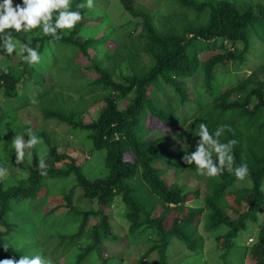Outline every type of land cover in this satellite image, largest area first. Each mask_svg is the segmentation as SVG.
<instances>
[{"label":"trees","instance_id":"trees-1","mask_svg":"<svg viewBox=\"0 0 264 264\" xmlns=\"http://www.w3.org/2000/svg\"><path fill=\"white\" fill-rule=\"evenodd\" d=\"M166 1L190 9L194 19H186L180 29L177 24L172 23L161 30L155 25L149 11L136 7L134 0H120L125 10L134 17L129 24L134 30L140 27L137 38L147 45L144 48L149 55L150 68L143 73H138L131 66L134 57L130 58V53L119 58L108 56L106 61L110 60L109 66L89 55L87 45L101 46L103 40L88 37L82 41L80 33L88 27L84 19L98 12H103L104 20L111 16L108 8L99 9L100 5L95 1L93 2L97 5L89 8L86 0H71V10L80 11L82 19L72 30H63L67 34L62 35L59 40L40 30L32 34L12 32L14 39L37 49L41 60L30 66L18 52V63L0 66V136L13 128L19 108L30 103L29 90L35 91L34 97L38 101L47 98L48 106L43 108L46 117L57 118L74 129L80 127L88 132L93 145L92 152H105L104 163L108 173L100 177L89 176L75 158L58 151L51 136L43 130L37 136L48 144V151L43 157L46 169L38 168L40 156L34 147L31 149V159L19 164L12 152V167L23 171L27 177L14 178L10 182L5 179L0 181V225L5 227L0 230V245L8 248L5 250L0 247V260H18L24 255L26 249L13 246L7 240L19 229L28 233L31 238L47 235L50 240H56L50 252L53 260L60 249L63 255L71 250L70 264H85L94 256L102 264H110L113 258L104 257L101 246L106 241L120 239L112 231L107 210L117 196H122L126 206L124 215L129 223L126 235L147 236V244L134 264H176V260L172 258L175 250L172 248L177 242L184 245V251L175 252L178 255L202 252L203 248L198 245L187 226L195 222L204 207H190L184 215H176L169 227L165 225V216L171 212L169 210L182 212L190 192L184 185L167 183L161 168L155 165L158 160L170 159L175 155L163 144L167 136L142 138L143 120L151 115L159 121L181 127L186 152L178 157L180 169L188 165L197 170L196 165L187 164L184 157L193 150L190 136H194L197 141L200 139L196 136L199 122L207 123L209 132L213 134L218 127L227 126L218 139L222 143L230 140L236 142L232 146L233 167L246 163L248 174L243 180H239L234 172L225 168L215 176L218 181L204 195V202L211 210L208 229L217 240L223 264H238L236 260L239 256V261L244 264L243 249H249L251 264H264L263 225H259L257 238L254 240L253 237L249 246L238 242L243 231L249 232L255 224H259V216L264 209V79L253 78L258 71L255 69L244 77L237 76L236 81H231L229 86L222 89L216 74V68L220 64L229 61L236 65L245 64L248 53L255 46H260L257 52L263 54L264 50L254 34L257 33V38L264 40V5L255 8L251 4L242 6L231 0ZM80 4L85 6L77 8ZM256 24L263 28L256 30ZM227 41L234 47L226 45ZM216 49L218 51L207 59H200V52ZM78 51L91 59L90 64L82 67L79 63H74V56ZM125 57L128 59H124ZM118 59L120 63L116 62ZM124 66L130 72L124 73ZM69 69L72 70L71 73L79 75L89 69L97 73L87 85L93 86L90 87V92H95L104 101V106L98 117L89 123L75 120L76 112L64 113L53 104L54 96L58 102L63 99L52 91L58 82L47 84L48 75L54 79ZM83 69L86 71H82ZM198 72L203 75L205 86H194L196 97L192 99L191 93L181 86V81ZM117 74L120 75V80L116 78ZM166 85L174 88L179 102L195 101L198 104L196 112L189 117L177 119L175 113L158 107L151 92H164ZM204 91L209 92V95ZM121 101H126L124 106H121ZM61 161L69 163L59 166ZM41 171H46L47 174L41 175ZM70 177H73L74 185L83 188L86 197L97 200L99 207L79 212L82 214L81 220L73 231L56 234L48 224L49 218L55 217L51 215L55 214L54 210L44 211L43 204L39 203L40 195L52 183V179ZM243 182L248 185H240ZM52 191L49 189V192ZM231 196H234L233 200ZM153 197L165 209L159 215H155L156 204ZM66 199L70 203L69 193ZM228 207L236 216L233 217L226 211ZM72 210L73 208L70 211ZM92 215L99 216L98 223H87ZM43 243L40 239L36 244ZM46 252L49 253L48 250ZM153 252L157 253L156 259L149 258Z\"/></svg>","mask_w":264,"mask_h":264},{"label":"rangeland","instance_id":"rangeland-1","mask_svg":"<svg viewBox=\"0 0 264 264\" xmlns=\"http://www.w3.org/2000/svg\"><path fill=\"white\" fill-rule=\"evenodd\" d=\"M93 1L100 5L99 9L108 8L111 16L104 20L103 12H98L89 15L84 19L86 20L85 25L88 27L80 33L82 41H85L88 37L103 40L101 46H98L99 44L87 45L89 55L94 56V59L97 58L98 61H104L105 66H109L110 60L106 61L108 56L114 55L116 58H119L130 53L129 57L132 59L134 57L131 66H133L138 73H143L149 70V55L145 50L147 45L143 44L144 42L136 36L140 31V27L138 30H134L129 24L134 17L125 10L120 0ZM231 1L242 6L251 4L255 8L259 5H264V0ZM95 2H93L92 7L97 5ZM13 3L17 4L20 3V1L13 0ZM134 5L143 10L149 11L153 17L155 25L161 30L168 28L172 23L177 24L180 29L186 19H194L193 12L190 9L166 0H134ZM254 28H256V30H261L263 26L256 24L254 25ZM35 31H38V29H34L28 34H32ZM254 36L260 42L259 45H261V48L264 50V40L257 38L259 37L257 36V33L254 34ZM226 45L234 47L229 41L226 42ZM240 47H243V45H240ZM259 48L260 46H255L252 51L248 53L245 64L242 63L236 65L234 62L229 61L226 64H220L216 68L218 83L219 85L221 84L222 89L229 86L231 81H236L237 76L244 77L251 74L255 69H258V71L253 78L264 79V51L263 54H259L257 52ZM217 51L218 50L216 49L200 52V59H207ZM18 52L19 49L9 57L5 54L4 49H0V55H4L0 56V66L9 63H18ZM124 59L128 58L125 57ZM90 60L91 59L83 54L82 51H78L74 56V63H79L82 67L90 64ZM116 62L120 63V60L118 59ZM84 69L82 71L85 72L86 70ZM124 70V73L130 72V69H126L125 66ZM71 71L72 70L69 69V71L65 73L63 72L64 74L62 73V75H57L54 79L48 75L47 84L58 82L52 91L54 94L57 93L59 97L63 99H61V102H58L56 96H54V100L53 98L51 100H53L54 106L60 108L64 113L68 114L70 111L76 112L75 120H82L85 123H89L98 117L101 108L104 106V101L101 100L99 96L97 97L95 92H90V87L93 86L87 85V83H90L91 80H93V77L97 76V73L93 69H89L83 74L80 72V75L71 73ZM116 78L119 80L121 79L118 74L116 75ZM198 84L201 86L203 85V87L205 86L203 75L200 72L181 81V86L191 93L192 99L196 97L194 94V86ZM34 93L35 91L29 90L30 103L19 108L17 116L14 118L13 128L6 132L4 136H0V166H4L8 169V175L5 177V180L10 182L13 181L14 178L24 179L27 177L23 171L14 169L11 165V153L14 152L11 147V141L15 138L16 134L24 135L25 138V134L29 129H31L36 135L39 131H46L51 136L52 142L57 145L58 151L65 152L75 158L77 164L82 165L83 171L89 176L100 177L107 175L108 170L104 163L105 152H92L91 148L93 145L88 136V132L80 127L74 129L68 123L60 121L57 118L46 117L43 108L48 106L47 98L38 101L34 97ZM204 93L209 95V92L207 91H204ZM151 96L158 107L165 111L175 113L177 119L182 116L189 117V115H192L198 109V104L195 101L179 102L174 88L169 85L165 86L164 92H151ZM125 103L126 101H121V106H124ZM142 124L141 134H143V139L161 136L168 137L163 141V144L166 146L167 150L175 156H172L170 159L158 160L155 165L161 168L162 176L166 179L167 183L184 185L190 192L187 203L181 209L182 212L178 213L176 209H171L169 210L171 212L166 214V227L171 225L172 220L176 215H184L190 207H204L203 212L196 217L195 222L187 226L192 236L197 239L198 245L203 248L202 252L191 254L192 252L188 251L190 253L187 255H178L175 252L178 250L184 251V245L181 242H177L172 248L175 250L173 252V260H176V264H223L220 257L221 250H219L216 245L217 240L212 231L208 229L209 214L211 213V210L204 202V195L209 192L210 188L214 186V183L218 181V177L202 175L199 173L198 169L194 170L188 165H184L182 169L179 168V164H177L178 157H182L186 152L185 140L181 136L182 129L179 125H169L159 121L151 115H149V117L147 116ZM40 141L41 142L35 145L34 148L40 158H43L48 151V144L45 143L43 138H40ZM189 141L193 142V147L191 148L193 149L192 152H194L196 150L197 140L194 136H190ZM214 158L216 159L215 153ZM215 159L214 162L217 163ZM25 161L29 160L26 158ZM66 163H69V161H61L58 165L66 166ZM72 178L73 177L61 180L52 179V183H49L48 187H45L40 195L41 200L39 203L43 204L44 211L54 210L55 214L51 215H54L55 217L49 218L48 224L51 225L50 229L56 234L57 232L65 233L73 231L81 220L80 215L82 214H79V212L92 209L96 210L99 207L97 200L86 197L83 188L74 185ZM243 183H240V185H248L247 182ZM49 189H52L53 191L49 192ZM68 193L70 196V203H68L66 199ZM233 197L234 196H231L230 198L233 200ZM153 200L156 204L155 215H159L165 209L158 204L157 198L153 197ZM72 208L73 210L70 211ZM125 208L126 206L122 200V196H117L115 201L107 209L112 231L120 237L118 240L106 241L101 246V252L104 257L113 258L110 264H134L147 244L146 235L142 234L138 237L126 235L129 229V223L124 215ZM226 211L233 217L236 216L235 212L230 207H228ZM166 212L167 211H165V213ZM259 218L258 225L255 224L249 232L243 231L241 233L242 235L240 234L241 236L238 238L239 243L242 242L249 246L250 238L254 237V240H256V233L258 232L259 225L264 226V209L261 211ZM98 221L99 216L92 215L89 217L87 223L96 224ZM2 229L4 230L5 227L0 225V230ZM40 239L42 240V243L44 242L43 245L36 244ZM7 240L9 244L13 246L26 249L24 250V255L38 253L46 260L51 261V264L71 263V255L69 254L71 250L64 252L65 254L63 255L59 249L55 253V255H57V257H55L56 259H52L50 252L54 248L56 240H50L47 235H42L40 238H31L28 233L16 229V232L10 235ZM46 250H48L49 253H47ZM243 251H245L243 254V263L251 264L252 260L249 249H243ZM149 258L156 259L157 253H151ZM239 258L240 256L236 261H238V264H242V262L239 261ZM85 264H102V261L94 256L93 258L91 257L88 262L86 261Z\"/></svg>","mask_w":264,"mask_h":264},{"label":"clouds","instance_id":"clouds-1","mask_svg":"<svg viewBox=\"0 0 264 264\" xmlns=\"http://www.w3.org/2000/svg\"><path fill=\"white\" fill-rule=\"evenodd\" d=\"M85 4L77 5V8L84 7ZM86 6L91 8L93 0H86ZM55 14V16H54ZM82 19L80 11L71 10V0H20V3L14 4L13 0H0V49H4L5 54L11 57L17 49L21 58L30 66L38 64L41 56L37 49L29 46L28 43H21L14 39L12 32L29 33L38 29L45 35H50L53 39L59 40L67 32L63 30H72ZM4 56V55H0ZM226 125L220 126L215 133H210L207 123L199 122V132L196 136V150L187 153L184 160L187 164H195L199 173L209 177H215L222 173L225 168L234 172L237 179L243 180L248 174V166L242 163L233 167L234 156L232 155V146L236 143L230 140L227 143L219 141ZM28 139L24 135L16 134L11 141V147L16 156V163L19 164L27 158L31 159V149L39 144L40 138L32 132H27ZM213 153L216 154L214 163ZM47 165L43 158L39 159L38 168L46 169ZM46 171H41V175H46ZM8 175V169L0 166V181ZM252 241L249 240V243ZM7 250L6 245H0ZM0 264H51L41 254L21 255L18 260L8 258L0 260Z\"/></svg>","mask_w":264,"mask_h":264},{"label":"built area","instance_id":"built-area-1","mask_svg":"<svg viewBox=\"0 0 264 264\" xmlns=\"http://www.w3.org/2000/svg\"><path fill=\"white\" fill-rule=\"evenodd\" d=\"M251 240H253L252 238H250Z\"/></svg>","mask_w":264,"mask_h":264}]
</instances>
